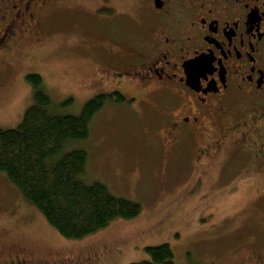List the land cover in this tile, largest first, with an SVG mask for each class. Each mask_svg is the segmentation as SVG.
<instances>
[{
	"label": "flooded vegetation",
	"instance_id": "af4514ba",
	"mask_svg": "<svg viewBox=\"0 0 264 264\" xmlns=\"http://www.w3.org/2000/svg\"><path fill=\"white\" fill-rule=\"evenodd\" d=\"M107 2L100 0L96 18L101 11L115 12L105 7ZM138 4L143 40L128 51L95 48L100 58L95 81L106 88L94 96L111 95V103L136 116L138 105L153 101L149 122L153 129L160 126L162 134L145 136L161 150L154 158L159 168L194 171L190 188L202 187L209 170L215 173L216 187L226 183L229 194L256 183L246 211L249 206L264 210V0ZM72 19L84 26L95 18L75 0L69 5L61 0H0V89L20 49L45 42ZM237 180L243 183L238 186ZM247 226L239 236L236 229L229 231V264H264V217L246 214L240 229ZM222 249V244L216 247L217 252ZM213 257L218 261L216 251ZM31 262L43 264L24 253L0 259V264Z\"/></svg>",
	"mask_w": 264,
	"mask_h": 264
},
{
	"label": "rangeland",
	"instance_id": "374dc122",
	"mask_svg": "<svg viewBox=\"0 0 264 264\" xmlns=\"http://www.w3.org/2000/svg\"><path fill=\"white\" fill-rule=\"evenodd\" d=\"M61 2L69 5L72 0ZM75 2L95 18L94 23L83 26L72 19L45 42L20 49L0 89V129L18 127L33 104L27 75L40 76L52 103L63 113L76 115L95 91L106 88L95 81L100 68L95 48L127 50L141 44L138 0H108L105 7L112 6L115 12L110 16L101 11L100 19L94 13L100 0ZM85 48H92V53H85ZM65 102L69 105L61 107ZM147 104L137 106V116L123 105L105 104L92 119L89 137L68 147L87 153L85 183L99 182L112 194L138 202L141 213L132 220H114L82 240H65L0 174L4 179H0V259L24 253L43 264H132L148 260L146 247L168 244L175 264H229L225 259L227 237L233 233L229 231L236 229L239 236L248 230L249 226L240 229L248 213L264 217V210L257 207L246 211L256 183L229 194L226 183L216 187L215 173L209 170L202 187L190 188L194 171L159 168L154 158L161 150L145 135L162 132L149 122L154 103L147 100ZM220 244L223 249L217 252Z\"/></svg>",
	"mask_w": 264,
	"mask_h": 264
},
{
	"label": "trees",
	"instance_id": "16d2710c",
	"mask_svg": "<svg viewBox=\"0 0 264 264\" xmlns=\"http://www.w3.org/2000/svg\"><path fill=\"white\" fill-rule=\"evenodd\" d=\"M26 81L33 87V104L18 127L0 129V174L65 240H82L114 220L136 218L140 204L112 194L99 182L85 183L86 151L68 150L89 137L93 117L112 96H94L72 115L52 103L40 76L27 75ZM144 251L148 260L132 264H175L168 244Z\"/></svg>",
	"mask_w": 264,
	"mask_h": 264
}]
</instances>
